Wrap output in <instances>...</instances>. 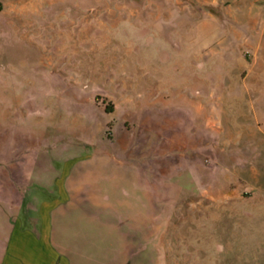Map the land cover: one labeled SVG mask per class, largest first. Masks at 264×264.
<instances>
[{"label":"rangeland","instance_id":"374dc122","mask_svg":"<svg viewBox=\"0 0 264 264\" xmlns=\"http://www.w3.org/2000/svg\"><path fill=\"white\" fill-rule=\"evenodd\" d=\"M248 2L0 0V206L94 184L147 229L137 264H264V0Z\"/></svg>","mask_w":264,"mask_h":264},{"label":"crops","instance_id":"0c3cea01","mask_svg":"<svg viewBox=\"0 0 264 264\" xmlns=\"http://www.w3.org/2000/svg\"><path fill=\"white\" fill-rule=\"evenodd\" d=\"M255 4L247 0L249 7ZM187 9L196 12L192 6ZM100 191L94 184L71 187L69 197L51 210H26L29 200L24 198L3 203L0 264H137L155 248L141 237L147 229L121 224L118 219L126 215L120 205L123 194L108 190L105 205L97 199ZM129 216L136 219L137 211Z\"/></svg>","mask_w":264,"mask_h":264}]
</instances>
